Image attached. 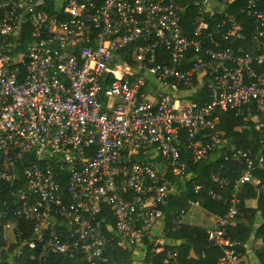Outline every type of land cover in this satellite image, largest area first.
Returning a JSON list of instances; mask_svg holds the SVG:
<instances>
[{"label": "built area", "instance_id": "obj_1", "mask_svg": "<svg viewBox=\"0 0 264 264\" xmlns=\"http://www.w3.org/2000/svg\"><path fill=\"white\" fill-rule=\"evenodd\" d=\"M189 2L55 0L50 12L47 0H0V192L11 180L27 185L13 206L4 203L17 244L3 264L50 256L107 264L113 246L170 264L184 211L167 217L178 191L169 177L187 170L182 143L193 163L221 148L223 112L241 121L236 130L254 118L264 142V71L255 69L264 63V0L246 3L258 52L233 46L244 37L231 15L217 11L216 20L205 0ZM230 154L239 176L208 173L231 190L207 189L226 206L206 227L209 246L222 247L214 264H244L226 227L243 186L264 194L255 175L264 172V145ZM191 178L195 192L206 189ZM38 247L35 259L23 258Z\"/></svg>", "mask_w": 264, "mask_h": 264}, {"label": "trees", "instance_id": "obj_2", "mask_svg": "<svg viewBox=\"0 0 264 264\" xmlns=\"http://www.w3.org/2000/svg\"><path fill=\"white\" fill-rule=\"evenodd\" d=\"M210 6H214L216 13L213 19L222 18V14L217 11H223L231 15L235 24L240 26L238 34L243 35V40H237L233 46L244 43L248 44V49L258 52L259 44L254 40V22L247 15L246 3L247 0H205ZM50 3L48 10L53 12V0H47ZM183 5L191 8L192 4L189 0H183ZM259 6H264V3H259ZM204 15L207 16L205 7ZM189 12V10H188ZM184 14V11H182ZM188 13L186 14V16ZM230 44V43H229ZM168 64H171L169 59H166ZM256 71H264V63L257 66ZM200 94L204 95L205 90L202 88ZM242 126L241 121L234 118L232 115L223 112L220 114L218 128L223 132L222 146L215 152L209 155L208 158L193 163L191 155L186 151L184 144L180 148V152L185 162L187 163V170L179 175L171 176L169 179L177 185L178 191L173 193L169 208L167 209V217L169 219L177 217L189 205V202L197 201L199 206L206 210L208 215H223L226 212V206L217 202L207 196V189L211 188L219 193H230L231 190L220 188L217 185L211 184L208 173L212 170L216 172H224L226 175L231 174V169L235 170L236 175L241 174V168L233 162L230 154L231 150H240L241 148L252 153H257L263 148L264 142L261 133L256 128V121L254 118L250 119L246 128L236 130V127ZM212 157L216 158L215 160ZM221 164L224 166L221 168ZM195 175L193 180H198L206 186V189L200 192L194 191V184H192L191 175ZM197 175V176H196ZM257 177L264 179V172L259 171L255 174ZM27 187L25 180H11L4 185L3 191L0 192V248L7 246L6 250L2 251V260H6L13 252V247L16 246L14 236L11 234L5 235L4 228L8 222H12V214L3 217L1 213L4 211V203L13 206V201L18 198L17 190H25ZM14 189L15 196H12L10 189ZM241 193L239 204V215L235 218L232 224L227 225L225 237L240 243L237 246L236 252L240 254L241 260L244 264H264V194H259L253 191L250 186H243L240 189ZM28 200L34 201L36 198L32 195H27ZM172 214V215H171ZM113 224V218L111 220ZM27 225L33 226L34 220L26 222ZM177 240L178 253L175 258L169 260L170 264H214V262L222 256V247H211L208 243L207 229L198 225L183 224L179 229ZM6 238V242L3 240ZM254 243H257L255 246ZM151 247V244H148ZM108 257L107 264H139L138 260H133L134 249H121L113 246L106 249ZM38 250L35 254L24 252L23 258L37 257ZM150 254L145 255L143 264H150ZM0 264L1 263L0 261ZM47 264H88L83 256L74 259H66L61 256H50L47 259Z\"/></svg>", "mask_w": 264, "mask_h": 264}, {"label": "crops", "instance_id": "obj_3", "mask_svg": "<svg viewBox=\"0 0 264 264\" xmlns=\"http://www.w3.org/2000/svg\"><path fill=\"white\" fill-rule=\"evenodd\" d=\"M185 222L190 225H198L202 227H207L211 222V215H208L206 210L200 206L195 207L189 214L184 217Z\"/></svg>", "mask_w": 264, "mask_h": 264}, {"label": "rangeland", "instance_id": "obj_4", "mask_svg": "<svg viewBox=\"0 0 264 264\" xmlns=\"http://www.w3.org/2000/svg\"><path fill=\"white\" fill-rule=\"evenodd\" d=\"M53 3H55V0H53ZM212 8L214 7V6H211ZM193 209H195V207H192V206H190V207H188L182 214H181V216H180V219H181V223H182V225L183 224H188V223H186L185 222V219H184V217H186L188 214H189V212L190 211H192ZM4 234L5 235H11V230H10V228H4ZM254 245L256 246L257 245V243H254ZM12 255V254H11ZM10 255V256H11ZM132 259L133 260H138V263H141V262H143V260H144V257L143 256H138V255H135L134 254V256H132ZM254 264H258V262H253Z\"/></svg>", "mask_w": 264, "mask_h": 264}, {"label": "clouds", "instance_id": "obj_5", "mask_svg": "<svg viewBox=\"0 0 264 264\" xmlns=\"http://www.w3.org/2000/svg\"><path fill=\"white\" fill-rule=\"evenodd\" d=\"M206 158H208V157H206ZM206 158H205V159H206ZM215 159H216V158H215ZM215 159H213V160H215ZM196 163H197V162H196ZM198 206H199V205H198ZM198 206H196V207H198ZM211 216H212V215H211ZM205 228H206V227H205ZM11 234H12V233H11ZM1 263H2V262H1Z\"/></svg>", "mask_w": 264, "mask_h": 264}, {"label": "bare ground", "instance_id": "obj_6", "mask_svg": "<svg viewBox=\"0 0 264 264\" xmlns=\"http://www.w3.org/2000/svg\"><path fill=\"white\" fill-rule=\"evenodd\" d=\"M192 207H194V206H192ZM178 231H180V230L178 229Z\"/></svg>", "mask_w": 264, "mask_h": 264}]
</instances>
